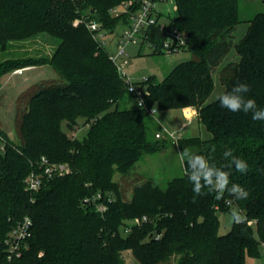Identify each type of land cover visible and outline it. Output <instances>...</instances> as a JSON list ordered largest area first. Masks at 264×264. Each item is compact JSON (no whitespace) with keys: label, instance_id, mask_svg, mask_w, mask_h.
Listing matches in <instances>:
<instances>
[{"label":"trees","instance_id":"trees-1","mask_svg":"<svg viewBox=\"0 0 264 264\" xmlns=\"http://www.w3.org/2000/svg\"><path fill=\"white\" fill-rule=\"evenodd\" d=\"M128 1L139 0H0V51L40 34L57 40L49 54L0 62V79L45 66L59 78L37 82L21 97L25 109L16 116V141L0 128V264L6 262L10 231L25 217L32 222L31 235L11 264H125L124 252L136 264H246V257L260 256L264 121H253L251 113L229 112L208 99L217 72L222 92L247 82V95L264 108V13L246 20L244 34L235 41L237 27L245 22L240 0H171L176 10L164 18L165 29L151 27L143 34L142 43H148L153 55H162L167 33L175 29L185 40L179 46L173 42L171 53L191 56L160 82L150 77L136 83L148 91L147 107L196 110L209 137L181 138L179 151L187 148L220 166L228 162L223 152L230 148L249 165L246 174L225 169L232 183L249 190L247 200L236 201L226 193L221 200L210 194L194 203L184 168L163 186L142 178L131 183L129 197L123 193L136 163L172 144L155 139L156 131L154 140L148 138L147 112L130 107L132 96L97 38L100 33L117 36L119 23L129 24L136 6L113 14ZM90 23L98 31H90ZM230 54L234 58L227 60ZM80 121L86 129L82 138L63 131V125L70 132L78 130ZM42 157L67 168L44 178L31 194L25 180L33 171L41 173ZM116 174L119 182L113 180ZM86 199L104 204L106 211L97 212ZM234 210L245 221L233 222L220 235L218 215Z\"/></svg>","mask_w":264,"mask_h":264},{"label":"rangeland","instance_id":"rangeland-1","mask_svg":"<svg viewBox=\"0 0 264 264\" xmlns=\"http://www.w3.org/2000/svg\"><path fill=\"white\" fill-rule=\"evenodd\" d=\"M241 7V19L248 20L257 13H264V4L262 0H240ZM162 13L161 22L164 21L166 16L174 15V6L171 0L167 1V4H160L157 7ZM116 12L120 13L119 7L115 8ZM121 14V13H120ZM119 23L115 30V35L119 36L122 31V26ZM247 26L246 21L239 24L234 37L237 41L245 32ZM117 36H110L106 39V48L110 55L116 49ZM6 51H0V62L7 59L23 58L28 56H43L53 51L57 45V40L48 37L45 34H40L36 38L28 40L26 42H13ZM231 55V54H230ZM227 60L234 58L233 56ZM190 54L185 51L177 53H166L162 55H153L150 46L147 43H142L140 40L137 43H129L125 48L126 69L129 78L135 82L140 83L145 79L154 77L155 82H160L170 70L178 63L189 60ZM215 89L208 99V102L215 100V96L222 92L223 88L218 82V73L214 74ZM50 81L52 83L58 82L59 78L53 70L49 67H37L30 68L24 71L23 74L11 73L4 75L0 79V128L7 134V136L13 141L17 140L15 120L19 112L25 109L24 102L21 101V97L26 95L31 85L41 82ZM130 107H134V102L130 104ZM162 114L157 112L155 120L151 118L146 119V125L148 127V138L153 139V134L158 127V123L161 122L165 125V129L170 132H177L180 130V126L185 122L180 111L176 112H164ZM163 116L167 119L163 120ZM80 128L76 131L70 132L66 126L63 125L62 129L70 137L82 138L86 129L79 122ZM183 138L199 137L206 139L209 135L204 131L203 127L194 121L187 128L181 131ZM179 149L175 146L167 145L166 148L160 153L145 155L140 161L136 163L132 171V178L130 182L128 179L124 181V192L127 197L130 195L131 183L135 184L138 180L151 179L155 184L165 185L170 179L179 177L183 174V166L178 159L177 153ZM136 177L138 179H136ZM120 175L116 174L113 178L114 181L119 182ZM219 230L220 235L228 233L232 226L231 213L219 214ZM260 256L257 258L246 257V264H264V245L259 247ZM125 264H136L129 252L123 253Z\"/></svg>","mask_w":264,"mask_h":264},{"label":"built area","instance_id":"built-area-1","mask_svg":"<svg viewBox=\"0 0 264 264\" xmlns=\"http://www.w3.org/2000/svg\"><path fill=\"white\" fill-rule=\"evenodd\" d=\"M168 0H139L137 3L133 1H128L127 3L119 6L121 9L120 13H126L127 10L133 6H136V11L130 15V21L127 26L122 27V31L119 36L116 37V49L110 56V61L115 65L120 79L124 85L126 91L132 96V102L134 106L138 109H142L147 112L148 116L155 120L156 113L152 112L153 107H147L145 99L148 96V91L144 85H139L134 83L127 75L126 60L123 59L125 56V48L129 43H137L138 40L144 42V32L151 27H159L160 30L165 29V22L158 20V16L162 13L157 8L160 4H167ZM173 3V2H172ZM174 6V5H173ZM176 7L174 6V12ZM120 13L113 11L115 16ZM88 29L92 32L98 31V25L95 23H90ZM97 38L102 40V44L106 45L107 42L105 37L100 33L97 34ZM107 38V37H106ZM167 40L163 44L164 53H171L173 47V42L175 45L179 46L184 43L185 37L183 34L179 33L177 30L172 29L167 33ZM148 44V43H147ZM22 70H17L15 73L20 74ZM145 81V80H143ZM142 105V106H141ZM155 107V106H154ZM156 108V107H155ZM175 137V139H174ZM155 139H167L173 145L177 146V142L181 139V132H170L164 128L155 133ZM40 169L41 173L31 172L25 180V189L29 193H35L39 190L42 185L44 178H51L55 175H61L66 171V165H55L47 161L44 157L40 159ZM100 196L97 195L96 200H99ZM96 200H84V203L94 205L97 212L103 213L106 211V206L102 203H96ZM145 221V218L142 219ZM32 222L29 217L23 218L16 226L10 231L6 241H5V251H6V262L4 264H11L14 259H17L21 255V250L25 248L26 241L31 235Z\"/></svg>","mask_w":264,"mask_h":264},{"label":"clouds","instance_id":"clouds-1","mask_svg":"<svg viewBox=\"0 0 264 264\" xmlns=\"http://www.w3.org/2000/svg\"><path fill=\"white\" fill-rule=\"evenodd\" d=\"M250 92L251 86L247 82H237L230 91L218 93L215 100L221 108L227 109L229 112L251 113L253 121H264V108L258 107L256 100L247 95ZM156 111L157 109L153 107L152 112L156 113ZM177 156L184 168V175L193 185L194 203L198 197L210 194H214L216 200L223 199L226 193L236 201L249 198V190L238 183H232L230 171L225 170L234 168L241 174H246L249 171L247 161L235 155L232 149H225L223 158L228 162L220 166L210 163L204 155L191 152L187 148L177 153ZM245 219L240 210H234L231 213V220L234 223H243Z\"/></svg>","mask_w":264,"mask_h":264},{"label":"crops","instance_id":"crops-1","mask_svg":"<svg viewBox=\"0 0 264 264\" xmlns=\"http://www.w3.org/2000/svg\"><path fill=\"white\" fill-rule=\"evenodd\" d=\"M262 3H263V0H262ZM241 5V4H240ZM240 9V13H241V7L239 8ZM244 21V20H243ZM246 21V20H245ZM247 27V26H246ZM246 29V28H245ZM233 56V54H231L230 55V58ZM176 111H180L181 112V114H182V117L184 118V120H185V122L184 123H182L181 124V126H180V130H178V131H182L183 129H185V128H187L188 127V125H190L191 123H193L194 121H196L197 123H198V120H197V113H196V110L195 109H193V108H184V109H178V110H169V111H158V112H160V113H162V114H165L164 112H176ZM165 119H167V118H165L164 116H163V120H165ZM159 125H158V127H157V129H156V132H158V131H160L162 128H164L165 127V125L166 124H164V122L163 123H161V122H159L158 123ZM166 128V127H165ZM164 128V129H165ZM181 138H183L182 136H181ZM208 137H206V139H207ZM170 146H175V145H173V144H171ZM175 147H177V146H175ZM164 150V149H163ZM162 150V151H163ZM161 152V151H160ZM160 152H158V153H160Z\"/></svg>","mask_w":264,"mask_h":264}]
</instances>
